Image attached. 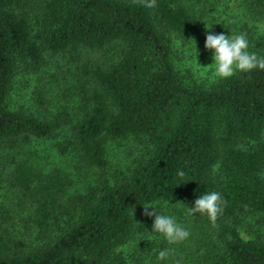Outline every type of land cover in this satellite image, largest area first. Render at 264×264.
<instances>
[{
  "label": "trees",
  "instance_id": "obj_1",
  "mask_svg": "<svg viewBox=\"0 0 264 264\" xmlns=\"http://www.w3.org/2000/svg\"><path fill=\"white\" fill-rule=\"evenodd\" d=\"M217 1L0 0V264H264V70L204 87L174 62L172 37H190L196 6ZM242 3L264 18V0ZM63 56L75 63L63 92L79 80L81 99L57 100V115L51 80ZM53 139L77 172L98 170L94 181L74 191L72 175L26 152ZM108 140L127 141L122 175L107 176ZM133 142L141 148L128 164ZM212 191L225 201L215 224L188 211ZM149 206L189 238L152 232ZM17 216L33 224L23 237L6 225Z\"/></svg>",
  "mask_w": 264,
  "mask_h": 264
},
{
  "label": "rangeland",
  "instance_id": "obj_2",
  "mask_svg": "<svg viewBox=\"0 0 264 264\" xmlns=\"http://www.w3.org/2000/svg\"><path fill=\"white\" fill-rule=\"evenodd\" d=\"M243 0H218L217 3L214 4L212 10L207 9L206 5H197L195 13L194 21L197 23L194 30L191 33V36L183 39V38H173V50H174V62L177 66L178 72L183 77V79L192 84V85H200V86H208L215 82H217L220 77L215 74V64H214V51L205 48L206 36L211 34H224L229 37L238 34H246L249 41V51L256 53L258 56L264 52V18L260 17H251L249 13H247V9L245 10ZM154 23L158 24L157 18L152 16ZM229 24L234 28L231 32L227 30L226 27L221 25ZM262 52L261 54H258ZM84 53V52H83ZM60 59V69L58 70L57 65L55 63L51 64V68L54 66L55 69L60 73L57 82L55 79H52L54 88L56 89V93L51 90V96L53 98L51 106L55 108L54 114H58V112H62L57 110L55 102L57 100H61L62 103L65 104L66 107H70L73 104H76L77 101H80V91H79V80H77V89H73L70 92L64 90H68V86L71 83L67 81L70 75V69L75 67V63L69 61L71 65L68 64L66 56ZM69 60V59H68ZM238 72V71H237ZM27 85L32 87L34 83V78L29 77ZM74 77V76H73ZM75 80V79H74ZM25 81V79H24ZM23 81V82H24ZM23 82H19L18 85L22 87ZM57 87V88H56ZM29 91V89H28ZM31 91V88H30ZM59 93H61L59 95ZM65 95H64V94ZM50 95V94H49ZM62 119H65L64 116H61ZM53 140L41 141L37 140L31 144V147L26 152L32 151L33 155L37 156V162H40L44 170L51 172L52 174H60L62 176H70L74 180L72 187L74 191L81 190L82 186L85 187V184L90 181H94L95 175L98 170L93 167H87L80 171H76L69 164V159L67 156H60ZM126 140H108L107 141V161L108 165L107 176L114 177L116 173L122 175V171L125 170L124 163L119 161V155H122V151L124 148H127L125 144ZM133 147L132 154H128L126 158V162L128 164L134 163V159L139 156V152L141 145L133 142L131 143ZM130 144V145H131ZM30 154V153H29ZM74 155V154H73ZM124 169V170H123ZM97 176V175H96ZM4 187L0 181V198H3ZM3 213V217L5 218V211L1 210L0 214ZM17 216L15 219H8L6 225L13 230L14 234L18 237H23L22 233L27 234L29 231L24 232L26 227H31L29 220H26L25 217H22V220L18 219ZM6 219V218H5ZM154 220V217H152ZM0 221L2 222L3 220ZM32 229V238L35 239L37 237V228ZM23 232H20V231ZM126 250V249H125Z\"/></svg>",
  "mask_w": 264,
  "mask_h": 264
},
{
  "label": "clouds",
  "instance_id": "obj_3",
  "mask_svg": "<svg viewBox=\"0 0 264 264\" xmlns=\"http://www.w3.org/2000/svg\"><path fill=\"white\" fill-rule=\"evenodd\" d=\"M146 8L157 7V0H133ZM205 48L214 51L213 59L215 74L220 78H230L237 71L249 72L254 69L264 70V56H258L250 52L249 41L246 34L233 35L211 34L206 36ZM183 176V172L178 173ZM225 204L221 194L216 191L208 192L200 196L194 202V207L188 211L195 215L206 214L209 220L215 224L218 217L223 214ZM153 209L148 211V209ZM134 213V209H133ZM145 215L154 217L152 232L162 234L170 244H177L188 239L190 232L169 215L157 213L153 207H145ZM170 256V250L162 249L158 253V259L166 260Z\"/></svg>",
  "mask_w": 264,
  "mask_h": 264
}]
</instances>
